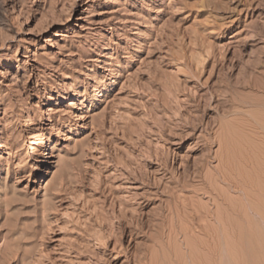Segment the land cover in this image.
<instances>
[{"label":"rangeland","instance_id":"1","mask_svg":"<svg viewBox=\"0 0 264 264\" xmlns=\"http://www.w3.org/2000/svg\"><path fill=\"white\" fill-rule=\"evenodd\" d=\"M263 81L264 0H0V264H264Z\"/></svg>","mask_w":264,"mask_h":264},{"label":"bare ground","instance_id":"2","mask_svg":"<svg viewBox=\"0 0 264 264\" xmlns=\"http://www.w3.org/2000/svg\"><path fill=\"white\" fill-rule=\"evenodd\" d=\"M249 82V81H248ZM251 82V81H250ZM248 84V83H247ZM261 84V83H260ZM249 85H251V87L252 88H254L255 89V87H257L255 90H257V92H261L262 94H263V96H264V81L262 82V84L261 85H258L257 84V86H256V84H255V87H254V85L253 84H249ZM246 87H249L248 85H246ZM261 100H262V98H261ZM254 106H255V108H256V113L260 116V118L258 119L259 121H258V127H260V129L261 130H264V99H263V101H260V102H258V103H256V104H253ZM257 121V120H256ZM264 137V136H263ZM0 145H1V142H0ZM264 149V148H263ZM261 165H262V163H261ZM43 168L41 169V172H43ZM259 170V169H258ZM264 170V169H263ZM262 174V173H261ZM257 177V176H256ZM253 181V180H252ZM261 186V185H260ZM255 187V186H254ZM256 188V187H255ZM260 188V187H259ZM260 202V201H259ZM263 209V208H262Z\"/></svg>","mask_w":264,"mask_h":264}]
</instances>
